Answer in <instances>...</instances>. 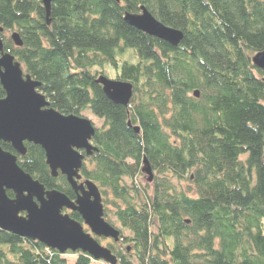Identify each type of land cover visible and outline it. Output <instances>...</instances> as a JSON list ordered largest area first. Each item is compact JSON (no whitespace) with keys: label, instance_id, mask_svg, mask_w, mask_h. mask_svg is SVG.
<instances>
[{"label":"trees","instance_id":"1","mask_svg":"<svg viewBox=\"0 0 264 264\" xmlns=\"http://www.w3.org/2000/svg\"><path fill=\"white\" fill-rule=\"evenodd\" d=\"M142 6L183 31L178 46L125 21ZM0 28L55 109L103 121L80 173L122 231V245L107 243L117 264H264V69L253 62L264 50V0H52L49 17L41 0H0ZM108 70L133 84L128 105L97 82ZM25 145L23 170L75 199L44 149ZM0 264L109 263L0 228Z\"/></svg>","mask_w":264,"mask_h":264},{"label":"water","instance_id":"2","mask_svg":"<svg viewBox=\"0 0 264 264\" xmlns=\"http://www.w3.org/2000/svg\"><path fill=\"white\" fill-rule=\"evenodd\" d=\"M41 1L49 17L52 0ZM124 19L173 46H178L184 37L183 31L165 25L144 6L140 13L126 12ZM3 30L0 28V83L5 97L0 98V142L11 144L15 152L0 144V228L39 241L60 253L80 250L96 260L117 264V256L99 239L112 238L118 242L121 231L106 220L99 187L92 180L83 179L80 173L85 155L98 150L91 142L96 126L84 116L63 114L51 105L40 90L41 83L25 73L21 62L5 50ZM12 38L17 45L22 44L18 35L13 34ZM253 62L264 69V50L253 56ZM97 82L112 102L129 104L132 83L105 75H100ZM195 95L199 93L196 91ZM134 130L138 132L139 127L134 126ZM26 141L44 149L52 175L56 177L61 172L66 176L76 193L75 199L58 189H47L23 170L18 157L26 154ZM142 170L152 181L153 171L146 159ZM9 190L13 197L8 195ZM64 209L78 212L83 221L71 217Z\"/></svg>","mask_w":264,"mask_h":264},{"label":"rangeland","instance_id":"3","mask_svg":"<svg viewBox=\"0 0 264 264\" xmlns=\"http://www.w3.org/2000/svg\"><path fill=\"white\" fill-rule=\"evenodd\" d=\"M108 75H109L110 78H114V71L113 70H108ZM83 114H84L83 115L84 117H86V118L90 119L91 121H93V123H94V125L96 127H100L102 125L103 121L100 118H98L97 116H95L92 112L87 111V112H84ZM147 178H148V175L146 173H144L143 179L146 180ZM105 242L106 241L104 239L103 242H102L103 245L106 244Z\"/></svg>","mask_w":264,"mask_h":264},{"label":"flooded vegetation","instance_id":"4","mask_svg":"<svg viewBox=\"0 0 264 264\" xmlns=\"http://www.w3.org/2000/svg\"><path fill=\"white\" fill-rule=\"evenodd\" d=\"M64 210H67V209H64ZM122 234V233H121ZM105 239V245L104 246H107V243L108 242H111V243H116V245H122L123 244V238H121L118 242L116 241H113L112 238H100V241L101 243L103 242V240ZM103 244V243H102Z\"/></svg>","mask_w":264,"mask_h":264}]
</instances>
